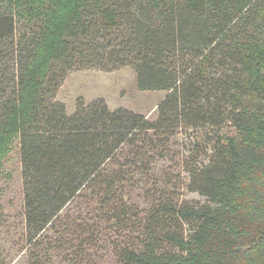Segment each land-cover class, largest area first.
<instances>
[{"label": "trees", "instance_id": "obj_1", "mask_svg": "<svg viewBox=\"0 0 264 264\" xmlns=\"http://www.w3.org/2000/svg\"><path fill=\"white\" fill-rule=\"evenodd\" d=\"M123 68L154 121L56 100ZM14 140L28 264H264V0H0V180Z\"/></svg>", "mask_w": 264, "mask_h": 264}, {"label": "rangeland", "instance_id": "obj_2", "mask_svg": "<svg viewBox=\"0 0 264 264\" xmlns=\"http://www.w3.org/2000/svg\"><path fill=\"white\" fill-rule=\"evenodd\" d=\"M165 95V92L160 91H140L135 72L130 68H123L110 73L94 70L72 72L58 90L56 100L65 105L68 115L74 113L78 99L84 100L86 104L102 99L110 110L126 109L154 121L157 118V106ZM179 140L178 143H181V138ZM177 148L178 146L174 148L175 151ZM160 169L161 165L158 166V170ZM178 171L174 170V173ZM3 173L4 176L0 180V264H28L27 249H22L25 242L18 140L13 141L11 151L3 164ZM181 179L183 187L179 189L180 200L203 201L199 195L186 190L183 175ZM131 201L144 207L143 192L133 191ZM55 256V253L51 254L52 259H55ZM54 264L59 262L56 260ZM102 264L115 262L111 257H107Z\"/></svg>", "mask_w": 264, "mask_h": 264}]
</instances>
